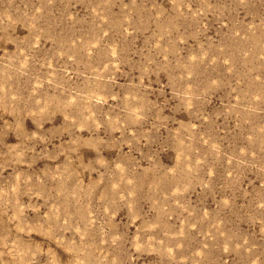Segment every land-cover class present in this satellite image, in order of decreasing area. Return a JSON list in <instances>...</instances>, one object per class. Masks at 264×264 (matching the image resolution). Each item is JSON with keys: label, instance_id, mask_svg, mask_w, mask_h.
Instances as JSON below:
<instances>
[{"label": "rangeland", "instance_id": "1", "mask_svg": "<svg viewBox=\"0 0 264 264\" xmlns=\"http://www.w3.org/2000/svg\"><path fill=\"white\" fill-rule=\"evenodd\" d=\"M0 264H264V0H0Z\"/></svg>", "mask_w": 264, "mask_h": 264}]
</instances>
